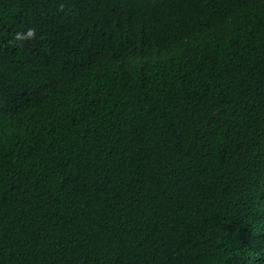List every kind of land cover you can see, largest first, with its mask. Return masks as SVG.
Masks as SVG:
<instances>
[{"label":"trees","instance_id":"16d2710c","mask_svg":"<svg viewBox=\"0 0 264 264\" xmlns=\"http://www.w3.org/2000/svg\"><path fill=\"white\" fill-rule=\"evenodd\" d=\"M0 264H264V0H0Z\"/></svg>","mask_w":264,"mask_h":264}]
</instances>
